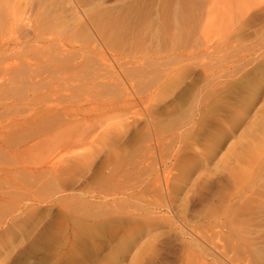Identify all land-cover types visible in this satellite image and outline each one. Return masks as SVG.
Instances as JSON below:
<instances>
[{
	"label": "rangeland",
	"instance_id": "obj_1",
	"mask_svg": "<svg viewBox=\"0 0 264 264\" xmlns=\"http://www.w3.org/2000/svg\"><path fill=\"white\" fill-rule=\"evenodd\" d=\"M179 3L188 7V34L101 55L108 92L88 77L65 80L71 72L25 40L0 48V264H217L218 230L196 212L215 199L212 162L234 161L264 116V8L234 36L218 37L202 32L212 0H160L163 13ZM55 105L59 123H34ZM97 119L129 126L120 155L96 142L73 149L90 150L73 192L28 171L47 149L44 141L33 148L35 131L76 135ZM84 184L85 199L71 196ZM166 202L182 212L171 214Z\"/></svg>",
	"mask_w": 264,
	"mask_h": 264
},
{
	"label": "bare ground",
	"instance_id": "obj_2",
	"mask_svg": "<svg viewBox=\"0 0 264 264\" xmlns=\"http://www.w3.org/2000/svg\"><path fill=\"white\" fill-rule=\"evenodd\" d=\"M162 6L160 0H120L117 7L106 6L104 0H0V48L9 40L13 43L25 40L53 62L62 64L60 69L71 72L65 80L86 81L88 77L108 92L112 85L105 83L108 65L101 56L104 52L131 51L143 39L160 43L188 34L187 4H176L179 9L172 14L168 9L166 13L170 17L163 13ZM262 8L264 0H212L207 10V26L202 32L206 34L214 28L210 32L215 36L232 37L248 17ZM95 66L98 67L93 71ZM60 109L57 105L48 107L45 116L34 123L43 126L59 123ZM148 122L147 134L153 131L152 121ZM103 126L97 119L93 126L76 135L60 128L48 133L50 129L35 131L39 139L33 148L44 141L47 149L41 159L28 162V171L45 173L60 186V192H73V177L90 159L88 147L79 153L73 149L96 142L107 145L116 157L120 155L117 143L123 131L121 127L129 126ZM253 126L249 144L234 155V161L212 162L217 165L215 199L196 212L218 230L217 264H264V116ZM89 193L88 184H84L80 195L71 196L85 199ZM79 206L77 209H83L87 204ZM176 206L166 202L162 207L176 215L182 212ZM75 209L74 205L72 210ZM193 242L188 240L183 252L187 249L190 253ZM184 257H188L187 253Z\"/></svg>",
	"mask_w": 264,
	"mask_h": 264
}]
</instances>
